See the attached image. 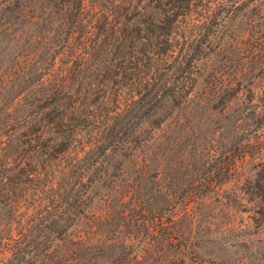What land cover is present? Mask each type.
<instances>
[{"label":"trees","instance_id":"trees-1","mask_svg":"<svg viewBox=\"0 0 264 264\" xmlns=\"http://www.w3.org/2000/svg\"><path fill=\"white\" fill-rule=\"evenodd\" d=\"M71 1L22 0L23 11L34 16L54 2L48 20L62 11L61 22L72 17L88 28L59 34L66 64L45 89L40 126H29L40 130L28 139L44 157L40 169L26 163L0 183L34 189L28 203L11 198L7 229H0V264H145L144 253L130 255L115 229L138 222L157 229L167 213L170 219L187 213L232 177L242 158L263 148L264 90L257 92L246 77L264 70V3L248 10L258 14L250 43L241 45L243 32L235 26L232 48L217 39L240 10L239 0H214L216 25L193 15L210 0ZM99 48L112 54L107 68L122 72L112 88L118 86L120 96L128 85L131 101L105 107L106 91L95 89L83 101L91 107L86 114L78 105L80 87L69 84L68 75ZM213 52L228 58L207 71ZM102 105L104 117L96 112ZM82 125L97 128L86 143L78 136ZM258 173L253 187L264 202ZM101 179L111 186L109 196L129 197V206L97 207L91 186Z\"/></svg>","mask_w":264,"mask_h":264},{"label":"rangeland","instance_id":"rangeland-1","mask_svg":"<svg viewBox=\"0 0 264 264\" xmlns=\"http://www.w3.org/2000/svg\"><path fill=\"white\" fill-rule=\"evenodd\" d=\"M61 1L57 0L59 4H62ZM259 3H264V0H239L240 10L235 18L227 22L217 42L231 44L235 48L236 37L230 33L233 27L238 26V31L243 32L241 45H248L250 25L258 16L248 10ZM21 4L22 0H0V183L6 182L5 177L16 174L20 168L28 167L26 163L37 165L36 168L40 169L44 157L31 149L35 141L32 144L28 142L31 137L39 135L40 130H30L29 126L32 123L34 127L40 126L45 113V89L48 84L57 81L66 64L59 34L62 31L63 36H69L74 29L84 32L88 28V22L78 25L72 17L68 23L61 22L62 19L57 18L61 17L62 11L53 12V19L48 20L47 14L54 2L45 3L38 13L40 16H34L32 11L26 13ZM207 4L208 9L196 11L193 15L201 22L212 20L216 25L219 17L216 19L214 14L220 10L219 4L214 0ZM52 55L55 57L51 58ZM111 56L105 49L99 48L85 60L83 66H77L74 73L72 71L68 75L69 84L80 87L78 105L86 114L91 107L83 101L89 102L95 89L104 88L102 93L106 91L105 107L131 101L128 85L121 86L120 96L116 91L118 86L112 88L113 79H121L122 72L114 66L107 68ZM227 58L224 52L209 54L206 58L207 71L222 66ZM117 71L119 74H116ZM253 73L246 78L260 92L264 90V70L257 69ZM104 105L96 109L100 117L105 116ZM85 125L78 134L84 143L93 138L97 130L95 125ZM263 164L264 144L257 153L242 158L235 174L192 204L187 213L176 215L173 219L168 218L167 213L164 223L157 229H147L146 225L138 222L136 225L121 224L115 232L122 235L127 250H131L130 255L144 253L145 264L168 260L184 264H264V202L253 187L258 171L261 170L264 175ZM135 168L136 165L132 164L133 175L136 174ZM260 183L264 187V179ZM18 185L21 189H11L15 190L12 194L8 189L10 183L0 184V229H7L5 221L13 202L11 198L18 199L20 205L28 203L34 190L30 184ZM110 189L111 186L103 179L91 186L97 207L107 202H113L117 208L129 206V197L122 199L116 194L113 198L108 195ZM119 223L124 222L119 220ZM98 264L110 263L101 261Z\"/></svg>","mask_w":264,"mask_h":264}]
</instances>
